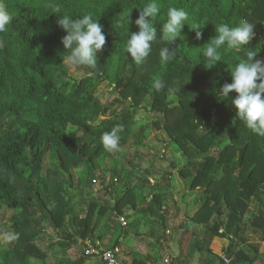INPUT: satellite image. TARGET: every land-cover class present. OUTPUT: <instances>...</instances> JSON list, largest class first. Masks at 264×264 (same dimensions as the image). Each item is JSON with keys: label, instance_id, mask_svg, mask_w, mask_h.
Returning <instances> with one entry per match:
<instances>
[{"label": "trees", "instance_id": "obj_1", "mask_svg": "<svg viewBox=\"0 0 264 264\" xmlns=\"http://www.w3.org/2000/svg\"><path fill=\"white\" fill-rule=\"evenodd\" d=\"M4 2L13 19L7 31L0 33V207L14 215L3 234L11 245L0 250L3 264H33L31 260L43 264L46 253L35 243L51 240L43 226L48 220L65 235L47 249L56 245L62 251L73 245L83 249L75 262L67 264H107L104 252L115 249L117 264H149L148 258L161 264L159 257L152 258L150 252L155 246L164 250L167 213L177 204L161 189L169 185L172 170L188 181L190 194H203L201 203L182 206L184 210L195 207L189 216L192 230L203 227L204 237L228 241L222 257L194 242V249L202 257L198 264H264V253L259 252L260 243L264 242V135L253 132L236 116L231 103L234 92L228 98L219 95L222 85L231 82L230 67L244 54L222 50V62L211 69L204 66L202 56L204 44L215 35V25L235 26L247 19L255 25L256 38L245 47L256 49L257 58L264 59V0H161L158 29L166 20L167 7H182L189 13L182 30L185 40L177 38L173 42L177 55L167 66L159 58L160 48L169 46L163 41L153 43L150 55L141 65H136L125 52L128 31L138 30L134 21L148 0ZM56 7L61 13L53 12ZM87 13L99 18L106 44L97 53L96 69L74 66L85 72L83 78L75 79L64 61L67 50L62 38L66 33L56 21L62 14L79 17ZM193 25L201 27L199 40L195 38L197 30H191ZM155 77L163 82L160 90L152 87ZM180 83L181 91H175ZM102 84L116 91L111 102L103 104L93 98ZM169 94L177 99V105L167 101ZM145 97L150 100L147 105H143ZM116 107H122L121 111L114 110ZM144 117L153 118L148 129L161 130L167 137L160 157L169 170L154 181L147 168L134 166L131 171L121 172L106 169L114 181L107 187L101 178L99 186L112 197L113 204H103L93 190L98 160L107 152L101 136L122 126L118 135L119 146L123 147L132 135L135 119ZM80 130L82 134L76 138L74 132ZM172 151L184 156L181 167H176ZM49 155L67 175L64 182L58 180L60 171L45 168ZM127 162L131 165L130 160ZM80 166L85 173L74 177L72 170ZM78 185L86 190L79 201L70 195ZM147 187L153 192L149 199L143 194ZM253 204L258 206L257 213L246 220ZM129 209L133 215L126 219L134 221L125 226L117 223L120 235L103 250L105 247L96 242L102 237L94 235L97 218L108 211L119 221ZM150 218L155 222L147 234H138L139 222L146 225ZM157 233L159 238L153 239ZM6 234H13L15 241L11 243ZM130 235L137 243L143 242L141 237L150 240L145 243L147 251L142 257H136L138 252H125L124 239ZM88 243L99 254H87ZM121 255H132L133 259L122 262ZM165 263L188 264L183 256Z\"/></svg>", "mask_w": 264, "mask_h": 264}, {"label": "rangeland", "instance_id": "obj_2", "mask_svg": "<svg viewBox=\"0 0 264 264\" xmlns=\"http://www.w3.org/2000/svg\"><path fill=\"white\" fill-rule=\"evenodd\" d=\"M67 66L69 69V74L73 78L81 79L85 76V72L83 69H77L69 64H67ZM116 96L117 94L116 91L113 90V87H109L106 84L100 85V87L96 89L95 93L93 94V98L97 99L100 103L103 104L111 102ZM167 101L171 102L172 105L178 104L177 99L174 98L172 94L168 95ZM149 103V97H145L143 105H147ZM121 109L122 107H116L114 110L119 112L121 111ZM130 112L133 113L132 111ZM152 122L153 118L151 117H144L141 120L135 119L134 124L131 128L132 135L130 136L128 143L123 147L119 146L117 150H107L106 156L102 160H98L99 168L96 172L97 179L93 190L95 196L98 197L100 202H105L103 204H113L112 197L108 194H105L104 189L99 186L101 183V178L105 180V185L107 187H110L114 181L108 175L106 169H113L117 172H121L123 170L131 171L134 166L147 168L152 171L151 179H153L154 181L160 178L162 172L169 170L168 164L160 157V153H163L165 146L164 142L167 140V137L165 133L161 130L153 128L148 129V127H146L147 125L150 126ZM81 134V130L74 132V136L76 138L81 136ZM135 153H138L139 155L136 156L134 159L131 156H133ZM172 153V157L175 160L176 167H181V164L184 163L182 161V158H184V156L180 153H176L175 151H172ZM127 160H130L131 165L128 164ZM47 167L58 171L61 170L59 167V162L53 158V155H49L48 157H46L45 168ZM81 172L85 173V169L82 166L78 167L77 169L74 168L72 170L74 177L77 178L79 177L78 174ZM65 177H67V175L60 171L58 175V180L60 182H64ZM188 186V181L181 178L177 170H172V176L169 185L161 186V189L168 194L167 198H172L171 200H174L177 203L176 207L169 210V212L167 213V241L165 239L162 243V245L165 247H163L164 250H162V247L161 250L159 249V247H152L154 251V256L159 257V262L161 263H165V260H171L172 258H176L178 256H183V258L186 260V262H188V264L200 263V259L202 257L198 250L194 249V242L197 244V246H201L202 249H210L214 254L218 255L219 257H222L227 250L228 241L220 239L211 240L208 236L204 237L203 234L205 233V230L203 229V227L196 228L195 230H192V228L190 227L191 224L189 222V216H191L192 210H194L195 207L190 206L184 210L182 206L184 204H188L189 202H195L196 204H198V202L200 201L201 203V197L203 196V194H190ZM85 191L86 190H83L80 185L74 186L72 192H70V195L73 196L74 200H78L81 198L82 195L85 194ZM152 193V188L147 187L143 189V194L148 199L151 198ZM263 197L264 196H262V198ZM257 209V205H251L246 220L252 218L257 213ZM13 215V211L7 209L6 207H0V250L2 251L10 248L11 246L9 244L10 242H6L3 239V234L7 233ZM128 215H133V211L130 209L126 210L123 215H119V221H117L118 218L116 219V217L110 214V212L108 211L103 217L97 218V221L99 220V223L94 235L95 237H102L101 241L97 239L98 241L96 242H99L100 246L105 247L102 248L103 250H107L113 244L114 240L118 237V235H120L121 230L119 228H116L117 223L124 222V224L126 225L134 221L132 218L127 220L126 216ZM136 220H139V218H137ZM44 222L45 223L43 224V226L45 227V232L47 234V237H50L51 240H48V238H46L43 244L37 240L35 243L41 251L46 253V258L43 260V264H58L59 262H61V264H67L68 261L71 263L75 262L80 257L83 249L79 246L74 245L67 251H62L61 248H59L57 245L51 250L47 249V247L51 244H55L56 242L60 241L63 235L65 234L64 231H56L49 220ZM153 222L155 221L152 218L145 222L146 225L147 223H149L147 225L148 227L144 225L142 221L139 222V228L137 229L138 234H142L145 236L151 226V223ZM158 236H160L159 233L156 234L157 238L153 237V239L157 240L159 238ZM14 239H12L11 243H13ZM140 239H143V242L140 241L139 243H137L136 238L133 235H130L124 239V246H126L127 252H138V258L146 253L147 249L145 243H149L150 241L148 238L145 239L144 237H141ZM88 246H90V249H94L92 245H90V243H88ZM260 252H264V247H261ZM1 256L2 253L0 254V264H3L4 260L3 257L1 258ZM119 258L122 262H124L125 260L128 263L130 262L128 259H125L124 255H121ZM37 262L40 264L41 261L39 262L31 260V263L33 264H38Z\"/></svg>", "mask_w": 264, "mask_h": 264}, {"label": "clouds", "instance_id": "obj_3", "mask_svg": "<svg viewBox=\"0 0 264 264\" xmlns=\"http://www.w3.org/2000/svg\"><path fill=\"white\" fill-rule=\"evenodd\" d=\"M161 0H148L139 9L134 24L137 31L129 33L125 43V52L136 65H141L152 51L153 43L165 42L169 46L161 47L159 58L162 65L167 66L176 58V48L173 42L185 40L182 30L189 19V13L182 7L169 6L166 10L165 22L157 27L156 21L161 13ZM53 12L61 13L59 7ZM130 13V12H129ZM127 14L129 24L130 16ZM13 15L7 10L4 0H0V33L7 31ZM94 18V14L87 13L79 17L62 14L56 21L66 35L62 44L67 50L64 61L72 66H83L96 69L97 53L101 52L106 44V35L103 26ZM199 25H193L195 38L201 39L202 31ZM255 25L247 19H241L235 26L229 23H219L214 26L215 35L210 37L202 48L204 66L213 68L217 62H222V50L243 52V57L230 67L231 82L225 83L219 90V95L228 98L230 93L236 95L231 103L236 109V116L241 118L253 132L264 135V59L257 58L258 51L252 47H245L256 38ZM159 31V36H158ZM91 74V73H89ZM183 83L178 84L175 91H181ZM152 87L160 90L164 87L159 77L153 79ZM203 127V126H202ZM122 126L117 125L110 132H104L101 142L106 150L118 149ZM6 239H14L12 234H6Z\"/></svg>", "mask_w": 264, "mask_h": 264}, {"label": "built area", "instance_id": "obj_4", "mask_svg": "<svg viewBox=\"0 0 264 264\" xmlns=\"http://www.w3.org/2000/svg\"><path fill=\"white\" fill-rule=\"evenodd\" d=\"M123 221H124V219H123ZM121 224L125 225L124 222H121ZM89 249H90V246H89ZM90 250H88L87 254H89V255H92V254H96L97 255V254H99V251H97L95 249H90ZM114 253L115 254L118 253V249H115L114 252H111V251L104 252L103 257L107 261V264H117L115 262V259H114Z\"/></svg>", "mask_w": 264, "mask_h": 264}, {"label": "crops", "instance_id": "obj_5", "mask_svg": "<svg viewBox=\"0 0 264 264\" xmlns=\"http://www.w3.org/2000/svg\"><path fill=\"white\" fill-rule=\"evenodd\" d=\"M98 245L100 244L99 242L97 243ZM227 246H228V244H227ZM261 247H264V242H261L260 243V249H259V252H260V250H261ZM130 250V249H129ZM128 250V251H129ZM125 252H127L126 250H125ZM128 254H132L133 252H131V251H129V252H127ZM135 253H137V252H135ZM151 253V257L152 258H155V256H154V251H151L150 252ZM260 253H262V252H260ZM264 253V252H263ZM138 254V253H137ZM146 254V253H145ZM144 254V255H145ZM137 257H138V255H137ZM140 257H142V255L140 256ZM144 257V256H143ZM125 259H128L130 262L132 261V255H128V256H125ZM148 260H149V264H154L153 262H154V259L152 260L151 258H148ZM124 262H126V260L124 261ZM156 264V263H155ZM162 264V263H161ZM255 264H259V263H255Z\"/></svg>", "mask_w": 264, "mask_h": 264}]
</instances>
